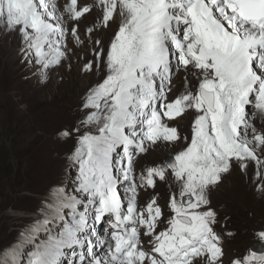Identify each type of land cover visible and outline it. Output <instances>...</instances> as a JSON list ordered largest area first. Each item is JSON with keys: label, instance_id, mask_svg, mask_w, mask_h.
<instances>
[{"label": "snow or ice", "instance_id": "6c2138e0", "mask_svg": "<svg viewBox=\"0 0 264 264\" xmlns=\"http://www.w3.org/2000/svg\"><path fill=\"white\" fill-rule=\"evenodd\" d=\"M94 9L97 19L82 37L80 23ZM117 17L105 48L94 34ZM0 26L20 36V51L42 76L72 52L69 37L74 46L94 45L82 71L101 61L106 68L83 99L80 127L61 132L77 136L69 156L74 188L50 191L42 218L0 250V264H223L208 189L234 164L247 171L254 162L264 192V128L248 111L264 116V0H0ZM181 68L198 72L197 84L186 76L184 90L169 99ZM188 112L191 134L182 137L168 122ZM182 139L181 151L137 177L136 157L149 145ZM169 178L178 191L169 195L167 226L157 231L164 216L158 196L143 206L137 197ZM105 217L111 231L102 237L97 224ZM256 236L264 243V230ZM231 264H264V254L250 251Z\"/></svg>", "mask_w": 264, "mask_h": 264}, {"label": "rangeland", "instance_id": "374dc122", "mask_svg": "<svg viewBox=\"0 0 264 264\" xmlns=\"http://www.w3.org/2000/svg\"><path fill=\"white\" fill-rule=\"evenodd\" d=\"M58 2L62 4L63 0ZM96 19L95 9L82 19V37L85 26ZM114 23L117 27L111 28ZM119 23L117 17L106 29L95 33L94 39L101 40L106 48ZM21 46L17 33L0 26V250L15 243L26 228L42 218L40 210L54 187L64 186L69 192L74 188L77 169L71 166L69 156L76 147L77 136L64 137L61 132L80 127L85 116L83 99L106 74L103 61L91 72L81 70L86 60L93 59L94 45L89 41L82 47L74 46L69 37L72 52L60 65L48 69L45 76L38 64L25 58ZM194 72L181 68L175 74L169 99L184 90L186 76L190 86L197 84L199 73ZM248 111L251 122L258 129L264 128V116L252 106ZM193 116L194 113L188 112L169 121V126L177 127L182 137L190 136ZM183 147V139L175 144L149 145L147 153L136 157L137 177L142 167L162 163ZM255 172L254 162L249 163L247 171L234 164L221 182L207 191L210 206L217 213L214 229L222 238L223 264H231L234 258L246 256L250 251L264 254V247L253 248L262 243L256 233L264 230V192L259 190ZM126 187L127 182L118 186L122 199L127 195ZM176 191L178 186L171 178L166 182L157 180L155 189L139 191L138 206L153 195L158 196L164 216L157 231L167 226L171 215L167 206L169 195ZM108 221L110 218L105 217L104 223L97 224L102 237L111 231ZM141 239L148 248L149 238L142 234ZM96 251L102 254L105 249Z\"/></svg>", "mask_w": 264, "mask_h": 264}, {"label": "water", "instance_id": "95a60500", "mask_svg": "<svg viewBox=\"0 0 264 264\" xmlns=\"http://www.w3.org/2000/svg\"><path fill=\"white\" fill-rule=\"evenodd\" d=\"M264 247V243H257L253 248L255 249V250H260L261 248H263Z\"/></svg>", "mask_w": 264, "mask_h": 264}, {"label": "bare ground", "instance_id": "6f19581e", "mask_svg": "<svg viewBox=\"0 0 264 264\" xmlns=\"http://www.w3.org/2000/svg\"><path fill=\"white\" fill-rule=\"evenodd\" d=\"M117 27V23H114L112 26H111V28H116ZM257 115H259V114H256V117H257ZM262 116V115H261ZM254 118V117H253ZM255 120V119H254Z\"/></svg>", "mask_w": 264, "mask_h": 264}]
</instances>
